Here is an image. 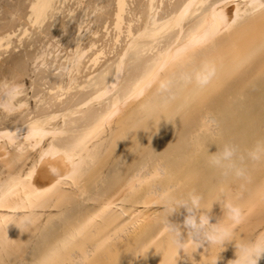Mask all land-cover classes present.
Here are the masks:
<instances>
[{
	"label": "bare ground",
	"instance_id": "1",
	"mask_svg": "<svg viewBox=\"0 0 264 264\" xmlns=\"http://www.w3.org/2000/svg\"><path fill=\"white\" fill-rule=\"evenodd\" d=\"M67 1L32 0L31 12L27 15L29 18L25 20L29 21L31 27L41 29L47 19L54 18L63 10ZM116 1L115 30L121 32L131 3L130 0ZM172 1L138 2L139 25L138 22L137 26L135 24L137 28L134 31L133 22L136 21L129 20L127 39L130 41L122 49L121 56L118 55L119 59L116 58V63L113 59L114 72H110L113 68L102 69L96 74L97 78L92 75L90 80L85 79L87 82L83 85L80 84L85 80L78 84L82 67L87 68L91 63L92 66L97 65L104 53L97 52L91 59L88 55L90 64L84 65L89 50L97 49V42L91 37L98 33L89 31V24L93 21L87 23L88 30L83 28L87 22V9L82 6L89 2L84 5L85 1L78 2L86 12H81L83 14L77 20L76 51L65 58L67 63L63 61L66 75L53 72L49 79L51 87L49 91L45 90L62 113L55 110L52 113L48 109V112L38 114V107L36 115V109L30 112L29 95L24 97L26 83L21 80L27 74L25 61L16 60L11 66L6 60L17 52L26 55L29 52L30 44L27 43L28 39L31 40L32 30L26 25L28 23H24L27 28L23 27L21 33H18V26L21 25L14 27L13 24V30L0 33V61L1 64L7 61L11 67L5 70V64L3 68L0 66V84L23 85V95L18 104L24 105L12 115L0 112V210L14 213H4L6 216L0 219V263L72 264L73 256L91 253L88 264H215L216 260L217 264H230L238 259L237 245L264 238V163L254 164L245 160L248 169L246 179H225L219 169L209 164V155L224 144H208L205 138L207 134L225 137L220 129L223 123L221 117L217 116V113H221L216 105L218 93L221 94L227 87L232 88L228 97L226 95V103H222L227 111H235L233 109L237 103H241L249 114L253 113L248 107L252 108L250 101L254 98L264 105V65L260 73L255 65L261 62L259 57L264 55V18H256L264 11V0ZM89 5H92L91 2L87 8ZM71 8L69 17L74 21L77 12ZM248 20L254 21V26L243 27ZM88 36H91V47L90 39H86ZM119 38L121 36L115 39V44L120 43ZM34 40L29 42L32 44ZM85 40L88 41V50L82 48L86 45ZM22 50H26L25 53ZM232 52L235 61L229 60L228 55ZM52 54L47 51L42 53L44 56ZM41 58L46 60V57ZM111 61L110 58L108 62ZM206 67L215 70L206 88L196 89L191 84L181 83L182 76L194 77ZM169 81L173 83L175 99H169L168 93L161 91V84ZM256 87L259 89L256 90ZM72 89L77 92L70 96ZM92 89L98 91H90ZM40 97L41 100L43 97ZM105 98L108 103L102 106ZM95 102L99 103L98 107L101 104L102 108L95 109ZM73 104H78L76 107L80 108H74ZM41 107L44 109L43 105ZM238 109L240 111V107ZM257 109L253 113L256 122L251 126L263 130L264 108ZM164 110L174 120L179 112L202 114L197 132L200 138L193 135L194 141L198 139L197 144H163L166 143V135H158L162 144L154 143L151 138H155L154 125L161 121L159 114ZM239 111L236 112L242 113ZM209 115L216 121L215 130L208 126L205 119ZM250 115L249 119H253ZM29 125H38L45 134L30 137ZM112 125L114 138L111 135L103 137L107 133H104V129ZM242 133L240 135L245 142V132L242 130ZM144 138H150L153 143L139 144L135 140ZM236 145L246 154L257 144ZM193 177L195 181L191 183L190 178ZM124 189L125 192H122ZM164 191L170 193L168 200L161 199L160 194ZM190 193L203 197L202 206L210 210L207 211L210 223H219L224 219V209L219 202H215L217 200L226 198L241 209L242 219L238 224L224 220L231 230L232 241L225 242L223 248L210 247L206 240L200 247L189 241L185 251L170 245L169 233L165 229V219L169 213L155 210L166 203L171 206L173 200ZM140 207L149 210L140 211ZM138 211L140 214L137 217ZM188 215L187 208L182 206L168 217L170 224L180 228L183 239L188 237L185 226ZM25 220L29 223L26 224ZM70 242L71 247L62 252ZM258 264H264V255L258 259Z\"/></svg>",
	"mask_w": 264,
	"mask_h": 264
},
{
	"label": "rangeland",
	"instance_id": "2",
	"mask_svg": "<svg viewBox=\"0 0 264 264\" xmlns=\"http://www.w3.org/2000/svg\"><path fill=\"white\" fill-rule=\"evenodd\" d=\"M9 3H8V2ZM11 1V2H10ZM26 1V2H25ZM74 1H75V4H74ZM81 1H85V2H83V4L82 5H84L86 2L88 3H90L91 2V4L92 5H89V7L87 8V6H88V4L86 5H84V6H82V7H86L85 8V10L87 9V12L86 11H84L83 9L84 8H82V7H79V4H78V2H80V0L77 2V0H68L67 2H66V4L64 5V7H63V10L62 11H60L59 13H57L56 14V16H54V18L52 17V18H50V19H47V21H46V24H44L43 26H42V28L41 29H39L38 28V26L36 27V29H35V27H31L32 25H30L28 22H26V20L29 18L27 15H29L30 14V4L32 3V0H0V2H2V3H0V25H1V28L2 29H5V27H6V29L5 30H2L1 28H0V30H2V31H0V33L2 34L4 31H6V30H13V28L14 27H16V26H18V25H21L20 27L18 26V29H19V32L18 33H21L20 32V30H22V28L23 27H26L27 28V26L26 25H29L30 27H31V32H32V34H30V39L31 40H34V39H36V40H34V41H32V44L30 43L31 42V40H29L28 39V43L27 44H30V47H28V50H29V52H27V55H26V53H25V51H21V52H24L25 54H22V53H19V52H17V54L15 55V54H13V56H10V57H7L6 58V60H9V64H11V66H12V64L14 63V61H16V60H18V62L20 61V62H23L24 63V61H25V65H24V67H25V70L27 71H25L27 74H25V72H24V74L26 75V76H24L23 78H24V80H23V78L21 79L22 81H24V83H26V85H24V91L26 92V93H24L25 95H24V97H26V96H30V98H29V96H28V98H27V100L29 99V101L31 102H29V104L30 105H28V108H29V110H30V112H33L34 110H32L31 111V109H36L37 107H38V111H39V113H38V111H37V109L35 110V112H34V114L37 112L38 114H40V112H43V111H46L47 110V112H48V109H50L51 111L50 112H52L53 110H55V111H57V112H59V113H62V112H60V111H58L60 108H58L59 107V105H57V104H55L54 103V99L52 98V96H50L49 94H47L48 93V91H49V88L51 87L50 85V83H51V80H49L50 79V75L51 74H53V72L55 73V74H59V75H66V73H67V70H66V64L65 63H67V62H65V58L66 57H70V56H72V53L74 52V51H76V42L75 41H77V20H78V18H79V16L81 17L82 16V14L84 13V12H86V14H87V18H86V20H87V22H86V24L84 25V29L85 30H88L89 28V31H90V33H91V30H95V32L97 31V35H95V37H93L92 36V34H91V38H92V40H94L95 42H97V44H96V46L95 47H97V49L96 48H94L93 50L91 49V51L89 50V54L87 53V55H86V59L84 58V60H85V62H84V65H89L90 64V61H88L89 60V56H90V59L93 57V55L95 54V53H97V52H100V51H102L104 54H102V56H100L101 58V60L99 59V65L97 64V65H93L92 66V63L89 65V67H84V69H83V67H82V71L84 72H81L80 74V76H84L83 78L81 77L80 78V76H79V78H78V84H80L81 82L80 81H84L85 79L86 80H90L93 76L92 75H94L95 77L94 78H97V75L101 72V71H103V70H105L107 67H108V69H112L113 67V65L112 64H114V63H116L117 62V60L119 59V56H121V54L123 53V51H122V49H125L124 48V46H128L127 44H129L128 42L130 41V39H127L128 38V25H129V20H131V21H136V22H133V24H134V31H136L135 29L137 28L136 26H137V24L139 25V22H138V17L140 18V13L138 12V11H140L139 10V8H140V5H139V3L141 4L142 2H140L141 0H130V2H129V8L131 9V11H130V9H128V13H127V15H125V17H124V20L126 21V22H124V26H122L123 27V29H125V31L122 29V31L121 32H119L118 30H115V29H117L116 28V16L114 17V15L116 14V0H81ZM142 1H144V0H142ZM174 2H175V0H173ZM172 1V2H173ZM31 2V3H30ZM69 2V3H68ZM139 2V3H138ZM13 3V4H12ZM136 3V4H135ZM73 4V5H72ZM77 4V5H76ZM8 5H9V7H8ZM14 5V6H13ZM139 5V6H138ZM12 6V7H11ZM66 6L68 7V8H66ZM71 7H73V9L75 8L76 9V12L77 13H75V16H74V21L73 20H71L72 19V17H69V12H70V9L72 10V8ZM94 7H96V8H98V9H95ZM139 7V8H138ZM3 8H4V10H3ZM9 8V9H8ZM80 8V9H79ZM65 9V10H64ZM68 9V10H67ZM75 9H74V11H75ZM231 9V8H230ZM130 11V12H129ZM135 11V12H134ZM7 12V13H6ZM29 12V13H28ZM62 12V13H61ZM64 12H66L65 14H64ZM81 12H83V13H81ZM102 12V13H101ZM103 12H105L104 14H103ZM3 13V14H2ZM81 13V14H80ZM91 15H90V14ZM11 14V15H10ZM62 14V15H61ZM103 14V15H102ZM130 14V15H129ZM9 15V16H8ZM2 16H4V17H2ZM6 16H7V18H6ZM137 16V17H136ZM2 17V18H1ZM21 17V18H20ZM26 17H28L27 19H26ZM89 17V18H88ZM92 17V18H91ZM256 18H264V11L262 12V13H259V14H257L256 15ZM8 19V20H7ZM26 19V20H25ZM51 19H53V22H52V20ZM76 19V20H75ZM89 19H90V21H89ZM6 20V21H5ZM10 20V21H9ZM54 20H55V22H54ZM69 22H68V21ZM71 21H73V22H71ZM93 21V22H92ZM58 22V23H57ZM71 22V23H70ZM90 22H92L91 24H89ZM138 22V23H137ZM11 23V24H10ZM23 23V24H22ZM24 23H28V24H24ZM52 24L51 25V27H49L50 25H48V24ZM55 23H57L56 25H54ZM60 23V24H59ZM87 23L89 24V26L91 25L92 26V28H91V26L89 27L88 25H87ZM128 23V24H127ZM137 23V24H136ZM10 24V25H9ZM14 25V27H13V25ZM135 24H136V26H135ZM254 24H255V22L254 21H252V20H248L244 25H243V27H245V26H254ZM24 25V26H23ZM87 25V26H86ZM29 26H28V28H29ZM54 26V27H53ZM95 27V29H94V27ZM13 27V28H12ZM87 27H89L88 29H87ZM125 27V28H124ZM263 28H264V25L262 26ZM46 28H48V29H46ZM18 29H14V30H18ZM24 29V28H23ZM30 29V28H29ZM34 29V30H33ZM46 29V30H45ZM50 29V30H49ZM40 30V31H39ZM39 31V32H38ZM43 31H45V32H43ZM99 31V32H98ZM124 31V32H123ZM42 32H43V34H42ZM94 32V33H95ZM116 32V33H115ZM122 32H123V34H122ZM37 33V34H36ZM49 33V34H48ZM89 33V32H88ZM90 33H89V35H90ZM121 35H120V34ZM0 34V35H1ZM41 34V35H40ZM45 34V35H44ZM232 34H233V32H232ZM34 35V36H33ZM116 35H117V37H119V36H121V39H120V43H118V44H115V39L117 38L116 37ZM119 35V36H118ZM40 38H39V37ZM97 36V37H96ZM100 36V37H99ZM108 36V37H107ZM227 36H229V35H227ZM89 36H88V38H86L88 41H89V39H90V41H89V46L91 47V44L92 43H90L92 40H91V38H90ZM232 37H233V40H234V35H232ZM235 38H236V34H235ZM40 39V40H39ZM76 39V40H75ZM98 39V40H97ZM102 39V40H101ZM106 39V40H105ZM232 39V38H231ZM101 40V41H100ZM127 40V41H126ZM16 41V40H15ZM30 41V42H29ZM38 41V42H37ZM40 41V42H39ZM88 41H86L85 40V44H83L82 46H84V47H82V48H86L87 50H88V48L87 47H89L87 44V42ZM106 41V42H105ZM230 41H232V40H230ZM35 42V43H34ZM98 42H99V44H98ZM119 42V41H118ZM127 42V43H126ZM34 43V44H33ZM104 43V44H103ZM107 43H109V44H107ZM117 43V42H116ZM126 43V44H125ZM52 44V45H51ZM112 44H114V45H112ZM263 44H264V42H263ZM14 45H16V42L14 43ZM32 45V46H31ZM36 45V46H35ZM27 46V45H26ZM38 46H40V47H38ZM108 46H110V47H108ZM112 46V47H111ZM117 46V47H116ZM33 47V48H32ZM35 47V48H34ZM69 47V48H68ZM74 47V48H73ZM106 47H108V48H106ZM114 47V48H113ZM116 47V48H115ZM31 50H30V49ZM106 48V49H105ZM112 50H111V49ZM121 48V49H120ZM35 49V50H34ZM98 49H101V50H99L98 51ZM118 49V50H117ZM34 50V51H33ZM48 50H51V51H48ZM73 50V51H72ZM116 50V51H115ZM121 50V51H120ZM46 51H47V53L48 52H51V53H53L52 54V56H49V55H42V53H46ZM53 51H55V52H53ZM107 51V52H106ZM120 51V52H119ZM13 52V51H12ZM32 52V53H31ZM94 52V53H93ZM18 53H19V56L21 57H18ZM30 53V54H29ZM38 53V54H37ZM91 54H92V56H91ZM14 55L16 56V57H18V58H20V60L18 59V58H16V57H14ZM21 55H23V56H21ZM24 55H26L25 56V58H22V57H24ZM41 55V56H40ZM51 55V54H50ZM56 55H57V57L58 58H56ZM89 55V56H88ZM116 55H117V57H116ZM119 55V56H118ZM233 55H234V53L232 52L231 54H229L228 56H229V60H234L233 59ZM39 56V57H38ZM46 57V60H45V58L44 59H42L41 57ZM47 56H48V58H47ZM54 56H55V59H54ZM88 56V57H87ZM107 56V57H106ZM12 57H14V58H16V59H13ZM61 57V59H59ZM106 57V58H105ZM9 58V59H8ZM11 58H12V61H11ZM50 58V59H49ZM52 58V59H51ZM110 58L112 59V61L111 62H108V61H110ZM115 58V59H114ZM116 58H117V60H116ZM260 59H261V62H259V64H255L256 65V69H257V72H261V71H263L262 70V66L264 65V55H262V56H260L259 57ZM22 59V60H21ZM24 59V60H23ZM54 59V60H53ZM105 59V60H104ZM115 60V62H114V60ZM4 60H5V58H4ZM42 60V61H41ZM56 60H58V61H56ZM62 60V61H61ZM104 60V61H103ZM107 60V61H106ZM11 61V62H10ZM36 61V62H35ZM39 61V62H38ZM46 61V62H45ZM49 61H51L50 63L51 64H54L53 66L49 63ZM52 61H53V63H52ZM65 63H64V62ZM67 61V60H66ZM235 61V60H234ZM13 62V63H12ZM28 62V63H27ZM43 62H44V64H43ZM58 62H60V63H58ZM102 62V63H101ZM105 62H106V64H105ZM112 62H114V63H112ZM64 63V64H63ZM109 63H110V65H111V67H109L110 65H109ZM3 64H5V63H2L1 64V61H0V66L2 67L3 66ZM39 64H40V66H39ZM42 64V65H41ZM56 64V65H55ZM38 65V66H37ZM59 65V66H58ZM62 65V66H61ZM63 65H65V66H63ZM83 65V64H82ZM101 65V66H100ZM105 65H107V66H105ZM109 65V66H108ZM5 66L7 67V69L5 68V70H8V67L9 68H11L10 66H8L7 65V61H6V64H5ZM56 66H58V67H56ZM91 66V67H90ZM97 66V67H96ZM104 66V68H102ZM4 67V66H3ZM2 67V68H3ZM50 67H51V69H50ZM29 68H30V70H29ZM91 68V69H90ZM95 68H97L96 70H95ZM264 68V67H263ZM48 69V70H47ZM58 69V70H57ZM66 70V72H65V70ZM89 69V70H88ZM103 69V70H102ZM10 70V69H9ZM51 72H50V71ZM64 70V71H63ZM85 70V71H84ZM100 71V72H99ZM110 70H108V72H109ZM1 72V71H0ZM47 73V75H45L46 73ZM60 72L61 73H63V74H60ZM92 72V73H91ZM97 72V73H96ZM99 72V73H98ZM111 72V74L114 72V68L110 71ZM21 73V72H20ZM41 73V74H40ZM65 73V74H64ZM89 73V74H88ZM29 74V75H28ZM86 75V77H85V75ZM97 74V75H96ZM43 75L44 76H46V78H44L43 77ZM23 76V75H22ZM61 76V77H62ZM89 76V77H88ZM91 76V77H90ZM44 79H43V78ZM47 77H48V79H47ZM88 77V78H87ZM130 78V77H129ZM40 79V80H39ZM42 79V80H41ZM81 79V80H80ZM25 80H27V81H25ZM45 80V81H44ZM85 80V82H82L80 85H83L84 83H86L87 81ZM42 81V82H41ZM49 81H50V83H49ZM41 82V83H40ZM34 83H35V85H34ZM41 84V85H37V84ZM46 83V84H45ZM48 83V84H47ZM223 82H221L220 84H222ZM258 83V82H257ZM50 84V85H49ZM219 84V85H220ZM47 85V86H46ZM34 86H37V88H39V90L36 88V87H34ZM41 86H42V88H41ZM47 87V88H46ZM31 88H33L32 90H33V92H32V90H31ZM34 89H37V91L36 90H34ZM257 89H259L258 87H256V90ZM30 90H31V92H30ZM41 90V92H40V94L38 93L39 91ZM42 90H43V92H42ZM45 90H48V91H45ZM231 90H232V88H230V86L229 87H227L226 89H224V91H222L221 92V94L220 93H218V100H217V107H218V109H219V111H220V113L221 114H219V113H217V116H219V117H221V121H222V126H221V124H220V129L221 130H223V136H225V137H219V136H217V137H213V136H211L210 134H207L206 136H205V138L208 140L207 141V143L208 144H226V143H233V144H258V143H260V142H262V140H264V129L262 130V129H255V128H253L252 126H251V123H254V122H256V120H254L255 119V116L253 115V113L255 112V109H256V107L258 108L256 111H258V110H260L261 108L263 109L264 108V105H262L261 104V100L259 101V100H255V98L253 99V101H250L251 102V106H252V108L250 107H248V109L250 110V112L252 111L253 113H250V114H252L253 116H251L249 113H248V110H247V108L246 109H244L245 107V105L244 104H241V103H237V105L235 106V108L233 109V110H235V111H232V109L231 110H229V111H227V109L226 108H223L222 107V105L224 104V103H226L225 102V100L227 99L226 98V95H227V97H228V95L230 94V92H231ZM78 91H79V89H78ZM90 91H98V90H90ZM259 91V90H258ZM68 92V91H67ZM70 92H71V90H70ZM75 92H77L76 91V89H75ZM74 92V90L72 89V92L70 93V96L73 94V93H75ZM35 93V94H34ZM37 93V94H36ZM45 93V94H44ZM95 93V92H94ZM93 92H91V94H94ZM28 94V95H27ZM42 94V95H41ZM31 95H32V97H31ZM36 95H38V97H36ZM68 95V94H67ZM34 96V97H33ZM40 96H42L43 98V100L46 98V100H44L45 101V103L44 104H42L44 101H42V99L40 100ZM46 96V97H45ZM47 96L49 97V98H47ZM69 96V95H68ZM68 97L69 99L71 98V97ZM50 97L53 99H50ZM64 97V96H63ZM67 97V96H66ZM34 98V99H33ZM49 99V100H48ZM106 99V98H105ZM104 99V103L102 102L101 104H102V106H104L105 104H107L108 103V99H106L105 100ZM34 100V101H33ZM36 100V101H35ZM39 100V101H38ZM51 100H52V103H51ZM68 100V99H67ZM254 100H255V102H254ZM64 101H66V100H64ZM79 101H81V99L79 100ZM79 101H77L78 103H80ZM238 101V100H237ZM258 101V102H257ZM197 102V101H196ZM263 103H264V101H262ZM60 103V102H59ZM96 104H97V106H96V104H95V109L98 107V104L99 103H97V102H95ZM215 103V102H214ZM223 103V104H222ZM40 104H42L43 105V108L44 109H41L42 107V105H40ZM48 104V105H47ZM50 104H53L54 106H52V105H50ZM100 104V105H101ZM188 104V103H187ZM216 104V103H215ZM239 104H241V106H238ZM257 104H259V105H257ZM261 104V105H260ZM35 105H37V106H35ZM39 105H40V108H39ZM78 105V104H77ZM76 105V106H77ZM99 105V107H101L102 108V106H100ZM227 105V104H226ZM244 105V106H243ZM30 106V107H29ZM47 106H50L49 108L47 107ZM51 106L53 107V109L51 108ZM61 106V105H60ZM74 104H73V107L75 108L76 107ZM240 107V111L242 112V113H238V112H236V111H239V109H238V107ZM247 106V105H246ZM46 107V108H45ZM61 107H65V106H61ZM97 108V109H100V108ZM237 107V108H236ZM243 107V108H242ZM54 108H56V109H54ZM63 108H61V111H62V109ZM76 108H80V106L79 107H76ZM94 108V107H93ZM41 109V110H40ZM28 109H27V111H29ZM79 110V109H78ZM244 110V111H243ZM247 110V111H246ZM218 111V112H219ZM227 111V112H226ZM239 111V112H240ZM264 111V110H263ZM56 112V113H57ZM226 112V113H225ZM253 118V119H249V115L247 114V113ZM36 113V114H37ZM52 113H55L54 111L52 112ZM59 113H57V114H59ZM183 113V114H182ZM260 113L262 114V111H260ZM35 114V115H36ZM188 114V117L186 116ZM223 114V115H222ZM241 114V115H240ZM238 115V117H236ZM256 115V114H255ZM161 116V117H160ZM225 117V119L223 118V117ZM201 117H202V114H200L199 112H195V113H192V112H190V113H188V112H186V114H184V112H179L178 113V119L176 118V120H174V119H171V117H169V115L167 114L166 115V112H165V110L164 111H162L160 114H159V118H161V121L160 122H157L155 125H154V129H155V138H154V136H151V138H152V140L154 141V143L155 144H162V141H161V139L159 138V136L158 135H161L162 137L163 136H165L166 135V137H167V140H166V143H163V144H190V145H193V144H197V141H198V139L196 138V140L194 141V139H193V135L196 137H198L200 134H198L197 132L200 130V122H201ZM171 119V120H170ZM251 120V121H250ZM180 124V125H179ZM229 124V125H228ZM116 125V124H115ZM160 125V126H159ZM179 125V126H178ZM61 127V126H60ZM110 127V128H109ZM108 128H107V130L106 129H104V133H105V131H107V133H105V135L103 134L102 136L103 137H108L109 135H111V138L113 139L114 138V133L113 134H111L112 133V128L114 127V125H112V126H109ZM116 127V126H115ZM177 127H179L180 129H177ZM241 127V128H240ZM216 128L214 127L213 128V130H215ZM245 132V142H244V140H243V138L241 137V135L243 134L242 133V130ZM254 129V130H253ZM144 130H145V132H146V126L144 127ZM237 130H238V132H237ZM260 130H261V132H260ZM194 133V134H193ZM197 133V134H196ZM240 133H242L241 135H240ZM256 133V134H255ZM258 134H260V135H258ZM262 134V135H261ZM244 135V134H243ZM254 136H260V137H254ZM262 136V137H261ZM202 137V136H201ZM199 138H200V136H199ZM248 138V139H247ZM254 138V139H253ZM258 140V138H259V140L257 141L256 139ZM262 138V139H261ZM193 139V140H192ZM139 144H152L153 142H151V139L149 138V140H148V138H144L143 140H141V141H139V140H137V139H135ZM247 140V141H246ZM95 141L97 142V140L95 139ZM150 142V143H149ZM117 143V142H116ZM118 144V143H117ZM190 162H192V161H190ZM189 174L191 173V172H188ZM191 175H193V174H191ZM195 181V178L193 177V178H190V182L191 183H193ZM127 189V188H126ZM126 189H124L122 192H125V190ZM128 192V191H127ZM116 202H118V201H116ZM149 209L148 208H145V207H140V211H148ZM153 210H155V208L153 209ZM155 211H158V213H161V212H164L165 211V204H164V206H161V208H156V210ZM9 212H11V213H13L12 211H4V210H0V219H1V216H2V218H3V215H5L4 213H6V214H8ZM10 213V214H11ZM138 213V215L136 214H134L135 216H139V214H140V212L138 211L137 212ZM14 214V213H13ZM6 216V215H5ZM156 218H158V216H156ZM4 263H6V261H3V263H0V264H4Z\"/></svg>",
	"mask_w": 264,
	"mask_h": 264
},
{
	"label": "clouds",
	"instance_id": "3",
	"mask_svg": "<svg viewBox=\"0 0 264 264\" xmlns=\"http://www.w3.org/2000/svg\"><path fill=\"white\" fill-rule=\"evenodd\" d=\"M215 75V70L211 67L203 69L202 73L196 74L194 77L190 75L182 76L181 83L184 85L191 84L196 89H204L210 83ZM173 83L171 81L161 84V91L168 93L169 99H175L173 92ZM23 95V85L4 83L0 84V112L12 115L21 110L24 105L18 104L19 98ZM208 126L214 128L216 121L210 115L205 117ZM45 133L38 125H29V136L38 137ZM18 150H20L18 148ZM248 160L254 164L264 163V141L258 143L253 149L248 150L246 154L242 153L240 147L233 143H226L214 154L209 155V164L219 169L222 176L227 179L229 177L235 179H246L248 169L244 163ZM170 193L164 191L160 194L161 199L168 200ZM203 197L190 193L185 197L175 199L171 202V206L165 204V211L169 215L165 219V229L169 233V242L172 247L177 250L185 251L188 242L200 247L206 240L210 247H224L225 242L232 241V233L230 228L224 223L227 219L232 224H238L242 219L241 209L230 203L226 198L217 200L224 209V219L219 223H210L206 207L202 206ZM186 207L189 215L185 220V226L188 229L187 239L182 238V232L179 227L169 223L168 217L180 207ZM26 224L29 221H24ZM69 245L62 249V252L68 250ZM238 259L230 262V264H258V259L264 255V238L257 239L254 242L237 245ZM91 253L88 255L81 254L79 257H72V264H88ZM217 264V260L215 261Z\"/></svg>",
	"mask_w": 264,
	"mask_h": 264
}]
</instances>
